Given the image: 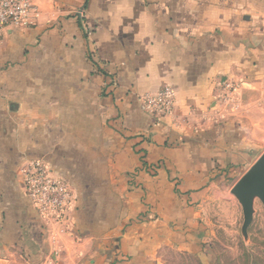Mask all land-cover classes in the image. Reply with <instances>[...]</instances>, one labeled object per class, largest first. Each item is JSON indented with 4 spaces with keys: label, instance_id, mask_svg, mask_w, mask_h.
<instances>
[{
    "label": "crops",
    "instance_id": "crops-1",
    "mask_svg": "<svg viewBox=\"0 0 264 264\" xmlns=\"http://www.w3.org/2000/svg\"><path fill=\"white\" fill-rule=\"evenodd\" d=\"M31 1L34 23L0 43V234L34 255L53 242V264H151L162 244L197 252L209 188L249 159L245 119L222 120L213 97L227 75L264 79V0ZM164 86L171 114L143 113L138 97ZM31 160L64 180L83 171L88 201L115 202L104 223L97 208L75 212L73 233L88 237L75 258L21 188Z\"/></svg>",
    "mask_w": 264,
    "mask_h": 264
},
{
    "label": "rangeland",
    "instance_id": "rangeland-1",
    "mask_svg": "<svg viewBox=\"0 0 264 264\" xmlns=\"http://www.w3.org/2000/svg\"><path fill=\"white\" fill-rule=\"evenodd\" d=\"M30 2L33 5L31 0ZM32 16L33 20L38 17L35 9H33ZM32 23L34 22L32 21ZM260 76L262 75L243 76L245 82L252 85L249 87L240 84L238 75L237 79H235V75L234 77L227 75L220 83L221 89L219 88L218 95L213 97V104L218 103L220 107L222 120L228 119L233 113L245 119L243 127L244 135L250 145L249 159L244 168L227 172L226 179H222L218 184H213L209 188L208 197L198 212V221L204 228L198 251L182 250L177 245L162 244L155 250L150 261L151 264H264V206L257 197L253 198L252 221L244 233L242 231V208L231 192L241 177L248 173L264 156V79H261ZM234 107H236V111ZM211 111H217V108H212ZM33 161L39 160H31L29 163ZM23 169L21 170V188L29 198ZM50 172L55 179H59L61 186L65 189V197L62 199L63 204L59 206V210L50 208L44 215H41L36 206L30 202L37 212L41 228L47 229L48 235H51L52 239L59 232V246L64 244V249L67 251L64 254L65 257L66 254H70L75 258L79 248L74 244L77 241L80 242V239L88 238L83 234L73 233L78 225V219L75 220L73 217L75 212L91 209V207L97 208V222L104 223L102 209L106 206L114 207L115 202L105 204L102 202L97 205V202L88 201L85 193H82L83 190L88 189L87 186L81 187L77 184L78 178L79 181H82L83 171L76 173L78 177L72 179L73 181L70 180V177L64 180L56 177L52 170ZM93 175L95 180L102 177L98 172ZM79 199L82 200V204H78ZM83 222L85 225L89 223L88 219ZM76 231L78 232L80 229H76ZM100 246L98 240L90 242L89 248L85 247L86 252L89 254L92 252L94 254L92 257H96L101 251ZM55 247L56 245L52 242L51 248L53 249L48 250L44 255H38V253L34 255L23 244L7 243L4 235L0 234V264H44L45 262L53 264L50 251H54ZM78 251H84V249ZM57 255L59 257V254ZM46 258H48L47 261Z\"/></svg>",
    "mask_w": 264,
    "mask_h": 264
},
{
    "label": "built area",
    "instance_id": "built-area-1",
    "mask_svg": "<svg viewBox=\"0 0 264 264\" xmlns=\"http://www.w3.org/2000/svg\"><path fill=\"white\" fill-rule=\"evenodd\" d=\"M33 9L30 0H0V43L14 29H26L32 25ZM174 97V91L164 86L156 93L140 95L139 108L149 116L166 117L172 112ZM23 170L28 187L26 192L41 215L50 208L59 210L65 197V189L59 179H55L40 161L28 163Z\"/></svg>",
    "mask_w": 264,
    "mask_h": 264
},
{
    "label": "water",
    "instance_id": "water-1",
    "mask_svg": "<svg viewBox=\"0 0 264 264\" xmlns=\"http://www.w3.org/2000/svg\"><path fill=\"white\" fill-rule=\"evenodd\" d=\"M232 194L242 208V231L246 233L253 217V198L257 197L264 206V156L233 186Z\"/></svg>",
    "mask_w": 264,
    "mask_h": 264
}]
</instances>
